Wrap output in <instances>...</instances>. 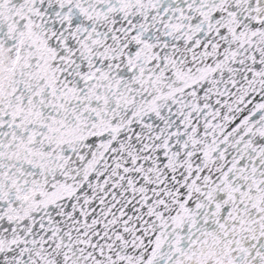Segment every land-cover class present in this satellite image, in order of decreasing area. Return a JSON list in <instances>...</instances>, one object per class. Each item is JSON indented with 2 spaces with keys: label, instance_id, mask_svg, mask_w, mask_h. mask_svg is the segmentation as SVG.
<instances>
[{
  "label": "snow or ice",
  "instance_id": "1",
  "mask_svg": "<svg viewBox=\"0 0 264 264\" xmlns=\"http://www.w3.org/2000/svg\"><path fill=\"white\" fill-rule=\"evenodd\" d=\"M0 264H264V0H0Z\"/></svg>",
  "mask_w": 264,
  "mask_h": 264
}]
</instances>
